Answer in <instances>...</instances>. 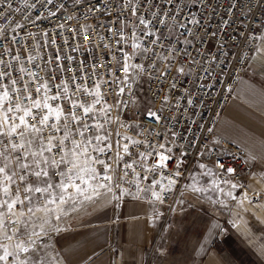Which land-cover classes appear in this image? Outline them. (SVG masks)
Masks as SVG:
<instances>
[{
  "label": "built area",
  "instance_id": "built-area-1",
  "mask_svg": "<svg viewBox=\"0 0 264 264\" xmlns=\"http://www.w3.org/2000/svg\"><path fill=\"white\" fill-rule=\"evenodd\" d=\"M8 2L12 9H0V52L7 50L3 58L12 65L9 71L12 78L17 79L18 86L28 83L31 87L32 77L20 71L25 68L45 80L51 76L49 95L60 94L65 83L73 100L90 103L94 99L77 92L76 85L92 91L99 85L103 95L101 105L96 106L97 114L88 123L103 124L109 134L107 143L113 145L112 150L93 155L111 165L106 170L103 163L96 164V172L110 175L112 179L97 178V184L107 187L62 205H77L109 195L113 207L119 209L127 200L143 198L163 206L164 212L160 213L163 215L173 209L195 166L204 165L201 168L209 170L216 181L239 187L252 176L253 167L238 147L216 141L215 127L234 98L264 36V5L260 0H179L174 8H167L169 18L165 22L168 27H160V34L169 38L164 40V48L151 45L152 38L145 36L143 26L139 25L137 16L155 22L152 15L155 9L145 0H133V6L143 5L137 15H132L125 7L127 0H53L51 4L47 0ZM32 4L35 7L28 6ZM230 4L234 6L230 8ZM189 19L200 23L187 24ZM181 24H187V28H182ZM121 29L126 42L117 44L116 33ZM133 32L144 46L156 49L155 68L149 67L142 49L133 52L129 39ZM169 46L177 51H166ZM125 52L131 57L129 63L142 64L147 72L138 75L132 70L126 82L114 83L118 76L127 75L121 69ZM29 54L34 60H28ZM165 55L168 60L162 62L160 57ZM15 56L20 60L16 61ZM57 64L72 70L62 71ZM169 65L170 75L160 76V72L169 70ZM180 68L184 69L183 73L177 71ZM72 77H76L75 81ZM5 83L11 86L10 80ZM55 85H61V88L58 90ZM128 85H131L130 89ZM120 87L125 88L123 95L118 94ZM33 95L39 98L35 93ZM105 102L112 106L107 115L102 112ZM49 103L54 107L58 105L65 114L70 108V101L64 97ZM149 111L157 112L162 119L155 122L147 115ZM93 131L96 130H90L87 135L91 137ZM105 131L98 134L104 135ZM56 135L59 138L63 132ZM125 136L139 140L141 144L134 146L123 139ZM116 141L128 143L131 155L123 154L121 148L123 158L118 159ZM95 143L93 140V145ZM161 144L171 151L161 149ZM149 146L158 151L141 160L139 153L151 151ZM3 150L0 145V151ZM160 152L169 156L167 167L153 168ZM8 155L14 158L17 154L11 152ZM126 162L132 164L135 173L125 166ZM149 168L153 170L148 171ZM228 169L233 171L229 173ZM177 171L179 176L175 175ZM59 179L57 176L56 180ZM170 179L175 183L169 190ZM153 190L161 193L163 203L155 199ZM39 201L45 203L43 198Z\"/></svg>",
  "mask_w": 264,
  "mask_h": 264
},
{
  "label": "snow or ice",
  "instance_id": "snow-or-ice-1",
  "mask_svg": "<svg viewBox=\"0 0 264 264\" xmlns=\"http://www.w3.org/2000/svg\"><path fill=\"white\" fill-rule=\"evenodd\" d=\"M53 0H47L51 4ZM145 3L151 4L155 11L152 15L153 20L144 19L137 16L139 25L143 26L144 35L151 37V45L164 48V40L169 39L160 34V27H168L166 19L169 18L167 8L169 6L175 7L179 0H145ZM261 5H264V0H260ZM35 7V4L28 5ZM42 7L44 5H41ZM143 5L133 6V0H127L125 7H127L132 15H137L138 10ZM234 5H229L233 7ZM12 9V4L8 0H0V9ZM151 10V9H150ZM55 16L56 13L52 12ZM175 19V16L171 17ZM179 23V21H177ZM200 21L189 19L187 24L199 25ZM187 24H181L182 28H187ZM17 27H22L17 25ZM61 27H63L61 25ZM183 34V33H182ZM45 35H47L45 33ZM116 35L119 39L117 44L125 41L123 30H118ZM7 39V37H5ZM14 39V38H13ZM131 40V48L133 52L141 50L149 60V67L155 68V59L157 56L154 47L144 46L142 40L132 33L129 38ZM107 47V45H105ZM168 52H175L177 49H165ZM5 52H0V145H3V151H0V264H29L31 254V264H42L38 255L40 244L36 237L41 233L29 231L28 224L21 219L23 213H18L16 210L18 206L23 205L25 200L31 202L32 195L40 194L45 197L47 204H60L73 201L78 196H89L90 193H95L100 187H107L106 184H97V178L103 181L112 179L110 175H104L96 172L95 165L103 163L104 168L110 169L111 165L102 161L100 156H94L93 153L104 154L111 151L112 144L107 143L109 134L105 131V126L99 122L94 124L88 123L97 114V105H101L103 95L100 91V86L96 85L95 90L92 91L87 87L76 85V91L81 92L87 96H92L94 99L89 102H81L79 99L73 100L69 95V87L65 83L62 92L58 95H49L51 87L49 80L39 77L37 73L31 72L28 69L21 68V72H27L32 77L31 87L28 83L18 86V81L12 78L9 69L12 65L3 57ZM151 53V55H149ZM16 61L20 60L19 56H15ZM60 59L59 56L56 58ZM70 59V58H69ZM131 57L128 53H124L123 63L121 69L127 75L117 77L116 82H126L129 76L132 75V70L137 74L146 73L147 69L142 64H131L129 60ZM162 62L168 60V56L160 57ZM28 60H34V57L29 54ZM51 62V61H49ZM103 67V65H98ZM60 70L71 71L72 69L65 68V66L57 64ZM171 66L169 70L160 72V76L167 77L170 75ZM157 71H159L157 69ZM178 72L183 73L184 69H177ZM149 75H151L149 73ZM75 81L76 77L71 78ZM10 80L11 86L5 83ZM59 90L61 85H55ZM129 89L131 85H128ZM174 87V85H173ZM43 89V92H41ZM124 87L118 90L119 95H123ZM11 93V94H10ZM39 98H34V94ZM62 97L70 101V108L67 114L58 105L54 107L49 101H59ZM168 98L165 97V102ZM112 106L105 102L102 106L103 114L110 113ZM79 110V114L77 113ZM155 122H159L162 117L153 111L147 113ZM75 125V127H73ZM93 131L92 136L89 137L87 133ZM100 131H105L104 135L98 134ZM63 132L59 138L57 133ZM134 146H139L141 141L135 140L131 137H123ZM93 140L96 141L93 145ZM103 145V146H101ZM151 151L139 153L141 160H146L152 155V152L158 151L155 147L149 146ZM131 155L129 152V144H121L116 141V157L122 159L121 153ZM161 149L166 152L171 150L165 148L163 144ZM15 152L17 155L10 160L9 153ZM155 159V158H154ZM169 156L163 152L159 153L158 161L153 165V168L167 167ZM127 168H131L135 173V168L132 164L125 163ZM204 167V165H201ZM153 168L147 169L152 171ZM229 173L232 169L227 170ZM127 175V172H125ZM179 176V171L175 172ZM60 179L57 181L56 177ZM159 183V181H157ZM175 183L174 180H169L167 189L170 190L171 185ZM236 187V185H232ZM60 189V194L56 195L55 190ZM138 190L139 185H137ZM24 194L23 199L21 194ZM75 193V195H73ZM152 195L157 201L163 203L161 193L153 190ZM231 195V193H229ZM235 198V197H233ZM29 212L34 210L29 207ZM39 211L47 213L49 209L42 206ZM8 216L14 217L11 221L7 219ZM56 219H60L59 216ZM54 230L59 231L58 228Z\"/></svg>",
  "mask_w": 264,
  "mask_h": 264
},
{
  "label": "crops",
  "instance_id": "crops-1",
  "mask_svg": "<svg viewBox=\"0 0 264 264\" xmlns=\"http://www.w3.org/2000/svg\"><path fill=\"white\" fill-rule=\"evenodd\" d=\"M259 45L215 127L216 141L238 147L253 167L252 176L264 175V55ZM183 206L177 199L173 209ZM76 207L67 226L36 237L42 264H264V227L252 219L233 220L216 242L226 230L225 215L201 226L195 236L194 216L187 221L180 212L160 215L164 207L143 198L116 209L109 195H102ZM243 222L245 228L236 226Z\"/></svg>",
  "mask_w": 264,
  "mask_h": 264
},
{
  "label": "rangeland",
  "instance_id": "rangeland-1",
  "mask_svg": "<svg viewBox=\"0 0 264 264\" xmlns=\"http://www.w3.org/2000/svg\"><path fill=\"white\" fill-rule=\"evenodd\" d=\"M263 50L264 55V45L260 43L259 48ZM9 159L13 158L9 156ZM255 180V186L250 187L249 192H245V188ZM233 183H220L215 180L214 175L210 173L209 170L203 169L199 166H195L192 171H190L188 179L185 181L182 187V193L179 199L185 204L174 211L167 210L165 215H175L178 214L183 216L187 221L194 216L193 227L195 236L200 234L203 230L201 226L209 225L215 219H222L225 215V232L222 236H217L216 242H221L224 239V235L230 231V227L234 225V221H245L252 219V221H257L262 223V230L264 227V175L261 176H251L247 182L241 187ZM56 195L60 194V189L55 190ZM231 193V195H229ZM22 199L24 194H21ZM235 197V198H233ZM43 198L45 200L44 204H41L39 199ZM28 200L24 201L23 205L18 206L17 212L23 213L21 219H23L29 226V231H35L38 233H45L47 231H56L55 228L62 229L67 226L70 219L77 214L76 204H66L62 205L57 201L56 204H47L45 197H41L40 194H34L31 198V203L26 204ZM79 204V202L77 203ZM190 205V208H189ZM192 205H195L192 206ZM42 206H46L49 211L47 213L39 211ZM31 207L34 211L29 212L27 209ZM165 209V208H164ZM200 213V214H198ZM59 216L60 219H56ZM7 219L11 221L14 219L12 216H8ZM242 227H246L245 222L236 224ZM200 226V227H199ZM228 231V232H227ZM3 233L0 232V236Z\"/></svg>",
  "mask_w": 264,
  "mask_h": 264
}]
</instances>
